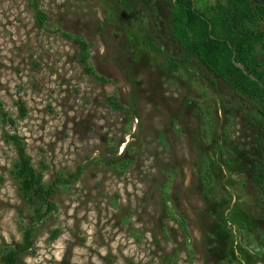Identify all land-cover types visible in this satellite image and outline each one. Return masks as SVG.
I'll return each instance as SVG.
<instances>
[{
    "label": "rangeland",
    "instance_id": "obj_1",
    "mask_svg": "<svg viewBox=\"0 0 264 264\" xmlns=\"http://www.w3.org/2000/svg\"><path fill=\"white\" fill-rule=\"evenodd\" d=\"M123 1L36 0L40 30L31 0H0V103L14 121L0 122V251L30 224L5 142L17 135L32 166L46 167L45 185L69 181L24 264H264L248 169L261 152L259 118L196 63L171 72L167 57L181 53L170 0ZM151 32L159 52L144 42ZM61 33L90 45L103 84Z\"/></svg>",
    "mask_w": 264,
    "mask_h": 264
},
{
    "label": "trees",
    "instance_id": "obj_2",
    "mask_svg": "<svg viewBox=\"0 0 264 264\" xmlns=\"http://www.w3.org/2000/svg\"><path fill=\"white\" fill-rule=\"evenodd\" d=\"M115 1L126 4L123 0ZM170 2L168 34L181 53L178 59L167 57L171 72L177 70L179 65L196 63L213 78L222 82L238 103L252 106L260 120L256 128L261 152L248 169L254 192L257 194V204L264 219V5L260 0ZM31 8L35 26L43 29L47 22L46 14L38 8L36 0H31ZM61 36L77 48L76 61L84 73L103 84V78L95 72L90 63V45L78 36L68 33H61ZM156 41L151 32V35H146L144 42L153 51L159 52ZM105 103L114 111L130 112L123 108L117 98L108 97ZM20 110L22 115L25 114L23 106H20ZM0 122L4 125L14 124L1 103ZM5 142L9 143L16 153L10 175L22 200L31 209V215L30 224L20 228L21 242L0 251V264H24L22 257L33 248L37 225L55 211L53 200L57 188L67 185L69 181L56 179L48 186L45 185L43 171L46 167L41 165V170L38 171L32 166L24 140L17 135H5ZM110 162L116 163L112 158ZM204 177L209 185V175L205 174ZM181 227L185 231L183 224Z\"/></svg>",
    "mask_w": 264,
    "mask_h": 264
},
{
    "label": "water",
    "instance_id": "obj_3",
    "mask_svg": "<svg viewBox=\"0 0 264 264\" xmlns=\"http://www.w3.org/2000/svg\"><path fill=\"white\" fill-rule=\"evenodd\" d=\"M237 67L243 70V68H242L240 65H237ZM244 73H245V72H244ZM252 80H254V81H255V79H254V78H252Z\"/></svg>",
    "mask_w": 264,
    "mask_h": 264
}]
</instances>
